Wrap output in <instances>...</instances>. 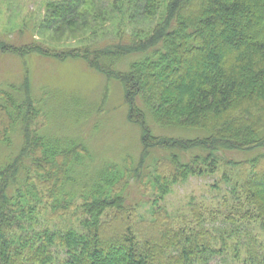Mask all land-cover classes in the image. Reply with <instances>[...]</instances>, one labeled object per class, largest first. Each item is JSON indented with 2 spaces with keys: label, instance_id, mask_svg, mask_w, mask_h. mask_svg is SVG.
<instances>
[{
  "label": "trees",
  "instance_id": "16d2710c",
  "mask_svg": "<svg viewBox=\"0 0 264 264\" xmlns=\"http://www.w3.org/2000/svg\"><path fill=\"white\" fill-rule=\"evenodd\" d=\"M88 1L49 3L39 30L78 31ZM116 3L137 22L163 6L164 18L147 32L117 21L108 41L59 54L34 34L22 43L26 23L1 34V51L81 58L118 79L143 151L135 164L100 162L81 137L45 131V97L33 102L27 83L0 89V264H207L228 246L234 264H264V0H103ZM154 152L166 156L142 172ZM219 169L230 186L225 212L193 205L179 225L163 207L144 217L130 203L132 186L162 198L179 180ZM207 215L223 221L217 237ZM243 222L260 231L247 243Z\"/></svg>",
  "mask_w": 264,
  "mask_h": 264
},
{
  "label": "rangeland",
  "instance_id": "374dc122",
  "mask_svg": "<svg viewBox=\"0 0 264 264\" xmlns=\"http://www.w3.org/2000/svg\"><path fill=\"white\" fill-rule=\"evenodd\" d=\"M55 1L57 0H0V35L9 33L10 38L14 37L16 26L23 27L26 23L28 34L23 36L25 40L22 43L30 42L31 35L34 34L35 41L38 44L42 43L48 53H53V50L57 51L55 54H59V51H69L93 40L108 41L115 33L117 21L127 32H131L136 26L147 32L156 24L159 25L164 18V6L152 20L139 19L137 22L130 18V12L119 13L116 7L122 6L118 3L104 6L103 0H89L85 12L87 21L82 25L80 23L84 21L78 19V25L81 26L77 27L78 31L65 32V36L55 34L58 31L39 30L47 5ZM102 11L107 13L103 14ZM2 35L0 37L3 40ZM53 35H56L54 40ZM130 59L131 57H128L119 63L117 69L125 70ZM23 82L28 84L29 96L33 102L45 97L41 105L44 112L48 113L46 132L81 137L100 162H120L125 158L129 163H138L143 151L139 141L140 128L127 121V104L118 79L97 71L81 58L67 57L61 60L58 56L48 58L35 53L19 56L0 50V89H7L11 84L18 86ZM82 110L86 112H80ZM81 114L85 116L81 118ZM40 120L41 118H37V121ZM154 128L155 131L159 130L156 125ZM15 142L20 143L19 140ZM177 154L180 157L181 153ZM162 156L166 155L154 152L146 157L142 172L152 171ZM222 173L223 171L219 169L211 176H190L184 181L179 180L171 185L169 192L162 198L156 196L152 189L146 191L139 187L137 191V188L132 186L128 194L129 200L138 206L140 216L149 217L152 208L159 206L165 208L171 216L179 218L175 222L183 225L184 217L190 219L189 211L193 205L209 211L212 209L226 211L225 205L231 203L230 186L221 180ZM227 174L229 175V172ZM132 184L138 186L135 181H132ZM153 199L155 203L152 202ZM109 213L110 210H107L103 219L108 217ZM222 222L220 225L218 223L214 225L211 216L207 215L205 225L210 227L214 225L215 231L212 229V233L217 237L220 233L219 227L223 226ZM242 224L239 239L243 243H247L249 237L260 234L258 228L252 229L246 222ZM227 242L229 243V240ZM243 250V246H239L237 250L240 259L244 257ZM224 252L226 256L216 258L207 264H234L231 260L234 248L228 246Z\"/></svg>",
  "mask_w": 264,
  "mask_h": 264
}]
</instances>
